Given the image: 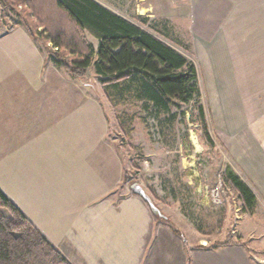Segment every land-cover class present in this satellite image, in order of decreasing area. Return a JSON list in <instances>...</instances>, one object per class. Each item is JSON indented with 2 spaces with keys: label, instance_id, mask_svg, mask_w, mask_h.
<instances>
[{
  "label": "crops",
  "instance_id": "0c3cea01",
  "mask_svg": "<svg viewBox=\"0 0 264 264\" xmlns=\"http://www.w3.org/2000/svg\"><path fill=\"white\" fill-rule=\"evenodd\" d=\"M188 4L189 34L196 49L198 44L205 50V69L196 68L204 74L207 100L215 106V133L234 161L253 175L246 182L253 184L260 202L264 200V0ZM38 55V39L17 21L0 17V176L3 172L25 177L28 184L27 176L45 184L47 223L29 212V206L20 202L24 198L1 180L0 188L72 264H187V249L177 229L153 212L132 183L118 192L125 164L116 146H98L100 134L91 122L100 121V116L71 114L68 107L56 112L55 104L66 101L68 106L70 100H38ZM87 122L91 143H86ZM67 197L73 202L64 201ZM209 244L203 238L195 243L192 264L263 263L245 242L216 248Z\"/></svg>",
  "mask_w": 264,
  "mask_h": 264
},
{
  "label": "rangeland",
  "instance_id": "374dc122",
  "mask_svg": "<svg viewBox=\"0 0 264 264\" xmlns=\"http://www.w3.org/2000/svg\"><path fill=\"white\" fill-rule=\"evenodd\" d=\"M97 1L167 41L204 71V47L197 44L196 49V41L189 34L187 7L190 0ZM10 2L17 6L16 9L4 5L0 0V17L17 21L28 33L25 24L27 20H31L39 35L33 36L39 42V55L36 58L38 100H70L68 106L66 101L55 104L56 112L65 107L64 111L69 108L71 114L84 112L100 116V121L96 119L91 122L95 132L101 135L102 131L101 141L100 135L96 138L98 146H116L125 164L124 182L118 192L129 189L131 183H139L165 215L163 221L177 229L185 242L189 257H192L193 246L200 238L206 239L209 244L225 241L230 237L240 239L241 243L245 242L251 255L259 261L263 260L264 264V200L258 201L255 213H247L242 202L224 184L223 176L228 170L239 174L247 182L253 179V175H249L247 170L234 161L229 148L215 133L212 116L215 106L211 104V100H207L209 94L204 74L199 75L198 72L201 97L197 100L204 104L212 145L205 139L198 118L197 100L180 107L172 106L168 111L162 110L150 100L142 98L140 83H131L130 87L125 84H120L119 87L104 84L92 65L83 78L70 74L65 67L57 66L52 61L49 52L62 53L71 58L78 55L71 52L73 48L84 54L88 52V44H91L95 51L98 40L84 32L83 38H75L80 43L73 45L72 38L76 34L64 17L65 13L58 10L56 12L52 3L53 12L56 13L54 19L60 17L65 22V25L61 24V30L65 29V33L60 36L63 45L55 47L50 40L56 34L55 29L51 25L46 29L43 26L48 23L43 18L46 14L44 10L41 16L35 18L26 0ZM50 20L48 18L49 22L55 21ZM58 24L54 22V25ZM58 30L56 29L57 32ZM93 55L96 59V52ZM129 122L131 124L125 126ZM86 129V143H91L88 138L91 133L88 122ZM31 162L36 163V160ZM26 179L28 184L25 177L12 178L3 175V172L0 176L2 184L13 191V194L16 191L24 198V202H20L29 206L27 210L34 211L35 216H40L47 223L49 215L46 216L45 212L48 210L44 203L48 200V195L44 192L45 184L33 182L27 176ZM251 187L254 188L253 184ZM215 188H219L222 198V203L218 205L213 203L211 196V191ZM58 199L63 198L57 197L56 200ZM64 201L73 202L71 197ZM241 222H244V238L240 236Z\"/></svg>",
  "mask_w": 264,
  "mask_h": 264
},
{
  "label": "trees",
  "instance_id": "16d2710c",
  "mask_svg": "<svg viewBox=\"0 0 264 264\" xmlns=\"http://www.w3.org/2000/svg\"><path fill=\"white\" fill-rule=\"evenodd\" d=\"M10 1L13 0H1L4 5L16 9L17 6ZM26 2H29L35 18L41 16L43 10L46 13L43 18L48 23L42 25L44 29L48 25L55 29L52 31L56 34L50 37L55 47L63 45L60 36L65 33V29L61 30V24L65 25V22L60 17L54 19L56 13L53 12L52 3L56 12L65 13L64 17L76 34L72 38L73 45L80 43L75 38H83L84 32L98 40L95 51L91 44H88V52L84 54L73 48L71 52L78 55L71 58L49 50L52 61L57 66L65 67L70 74L83 78L92 65L104 84H125L130 87L131 83H140L142 98L167 111L172 106L180 107L201 97L198 72L192 61L154 33L108 9L97 0ZM48 18L59 24L54 25L55 21L49 22ZM25 25L32 36H39L31 20H27ZM56 29H59L58 32ZM94 52L97 54L96 59ZM197 109L205 139L212 145L205 107L200 100H197ZM223 181L242 202L244 211L255 213L258 200L250 185L231 170L224 173ZM233 243L241 241L229 237L225 241L213 242L208 247ZM0 264H72L1 188ZM187 264H192V257L188 256Z\"/></svg>",
  "mask_w": 264,
  "mask_h": 264
},
{
  "label": "water",
  "instance_id": "95a60500",
  "mask_svg": "<svg viewBox=\"0 0 264 264\" xmlns=\"http://www.w3.org/2000/svg\"><path fill=\"white\" fill-rule=\"evenodd\" d=\"M132 188L133 190L138 193L139 195H141L146 202L149 204V206L151 207V209L153 210V212L160 218H164L165 215L162 213L161 209L156 205V203L154 202V200L151 198V196L145 191V189L137 182H134L132 184Z\"/></svg>",
  "mask_w": 264,
  "mask_h": 264
},
{
  "label": "built area",
  "instance_id": "2783aa9c",
  "mask_svg": "<svg viewBox=\"0 0 264 264\" xmlns=\"http://www.w3.org/2000/svg\"><path fill=\"white\" fill-rule=\"evenodd\" d=\"M211 196H212V200H213L214 204L218 205V204L222 203V198H221V195H220L219 188L213 189L211 191Z\"/></svg>",
  "mask_w": 264,
  "mask_h": 264
}]
</instances>
